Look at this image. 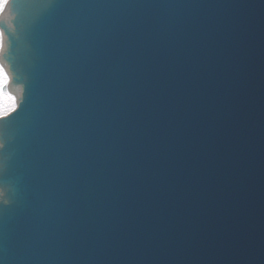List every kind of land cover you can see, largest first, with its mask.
<instances>
[{
	"label": "water",
	"instance_id": "water-1",
	"mask_svg": "<svg viewBox=\"0 0 264 264\" xmlns=\"http://www.w3.org/2000/svg\"><path fill=\"white\" fill-rule=\"evenodd\" d=\"M13 2L0 264H264V0Z\"/></svg>",
	"mask_w": 264,
	"mask_h": 264
},
{
	"label": "snow or ice",
	"instance_id": "snow-or-ice-1",
	"mask_svg": "<svg viewBox=\"0 0 264 264\" xmlns=\"http://www.w3.org/2000/svg\"><path fill=\"white\" fill-rule=\"evenodd\" d=\"M22 6L24 5H22L21 3H14L13 0H2V2H0V15H2L6 10H10L13 13L14 7L18 10ZM13 18L16 20L17 16L14 15ZM6 31L7 29L0 28V39H2L4 43L6 40L8 42L2 57H0V59L2 60H4L5 57L8 55L9 47H10L9 36L8 35L5 36ZM9 33L15 35V31ZM9 82L10 79H9V72L7 70V67H0V121H8L9 117L15 119L16 116H13V114H18L19 106L16 103L15 97L9 95L8 92L6 91ZM4 147H5L4 142L0 140V149H3ZM4 173H5V169L3 165L0 164V190H2L3 192V200L8 203L7 199L4 198L5 192L2 186L3 184L2 177ZM7 203H0V204L6 205Z\"/></svg>",
	"mask_w": 264,
	"mask_h": 264
},
{
	"label": "clouds",
	"instance_id": "clouds-1",
	"mask_svg": "<svg viewBox=\"0 0 264 264\" xmlns=\"http://www.w3.org/2000/svg\"><path fill=\"white\" fill-rule=\"evenodd\" d=\"M0 2H2V0H0ZM5 51V43L2 39H0V57H2L3 52ZM0 67H7L3 60L0 59ZM0 203H7L6 201L3 200V192L2 190H0Z\"/></svg>",
	"mask_w": 264,
	"mask_h": 264
},
{
	"label": "bare ground",
	"instance_id": "bare-ground-1",
	"mask_svg": "<svg viewBox=\"0 0 264 264\" xmlns=\"http://www.w3.org/2000/svg\"><path fill=\"white\" fill-rule=\"evenodd\" d=\"M10 95V93H8Z\"/></svg>",
	"mask_w": 264,
	"mask_h": 264
},
{
	"label": "flooded vegetation",
	"instance_id": "flooded-vegetation-1",
	"mask_svg": "<svg viewBox=\"0 0 264 264\" xmlns=\"http://www.w3.org/2000/svg\"><path fill=\"white\" fill-rule=\"evenodd\" d=\"M1 16V15H0Z\"/></svg>",
	"mask_w": 264,
	"mask_h": 264
}]
</instances>
